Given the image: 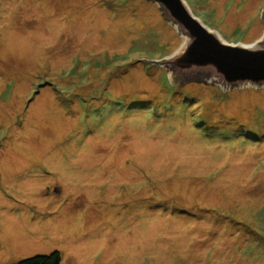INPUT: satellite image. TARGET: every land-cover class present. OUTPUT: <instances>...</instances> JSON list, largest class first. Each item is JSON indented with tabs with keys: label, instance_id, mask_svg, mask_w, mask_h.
Wrapping results in <instances>:
<instances>
[{
	"label": "rangeland",
	"instance_id": "374dc122",
	"mask_svg": "<svg viewBox=\"0 0 264 264\" xmlns=\"http://www.w3.org/2000/svg\"><path fill=\"white\" fill-rule=\"evenodd\" d=\"M185 1L262 35L264 0ZM181 42L147 0H0V264H264V86L171 85Z\"/></svg>",
	"mask_w": 264,
	"mask_h": 264
},
{
	"label": "water",
	"instance_id": "95a60500",
	"mask_svg": "<svg viewBox=\"0 0 264 264\" xmlns=\"http://www.w3.org/2000/svg\"><path fill=\"white\" fill-rule=\"evenodd\" d=\"M156 5L162 18L181 38L180 47L155 65L163 67L171 85L178 75L214 74L221 80L235 81L240 87L264 85V9L261 37L251 44L229 43L194 16L185 0H147ZM216 84L225 92L223 81ZM246 83V84H238Z\"/></svg>",
	"mask_w": 264,
	"mask_h": 264
},
{
	"label": "trees",
	"instance_id": "16d2710c",
	"mask_svg": "<svg viewBox=\"0 0 264 264\" xmlns=\"http://www.w3.org/2000/svg\"><path fill=\"white\" fill-rule=\"evenodd\" d=\"M60 257L58 252L54 251L47 255H35L23 259L13 264H59Z\"/></svg>",
	"mask_w": 264,
	"mask_h": 264
},
{
	"label": "bare ground",
	"instance_id": "6f19581e",
	"mask_svg": "<svg viewBox=\"0 0 264 264\" xmlns=\"http://www.w3.org/2000/svg\"><path fill=\"white\" fill-rule=\"evenodd\" d=\"M255 31H256V29H255L254 31H252V32H255ZM45 97H46V96H45ZM43 100H44V99H42V101H43ZM44 101H45V100H44ZM52 102H53V101H52ZM52 102H51V103H52ZM37 103H38V102H37ZM40 103L42 104L41 101H40ZM40 103H39V104H40ZM39 104H38V105H39ZM36 107H37V105H36ZM37 108H38V107H37ZM41 113H42V112H41ZM58 126H60V124H59ZM56 127H57V126H56ZM52 128H53V131H54V130H55L54 126H53ZM60 131H61V130H60V128H59V131H58V132H60ZM51 132H52V130H51ZM54 132H55V131H54ZM58 132H57V133H58ZM54 134H56V133H54ZM49 138H50V137H49ZM50 139H51V138H50ZM111 142H112V141H111ZM136 142H137V141H136ZM139 142H140V141H139ZM43 143L45 144V141H43ZM110 144H111V143H110ZM140 144H141V143H140ZM135 145H138V144H135ZM135 147H136V146H135ZM142 148H145V146L142 147ZM116 149H117V148H116ZM113 152H114V151H113ZM115 152H116V151H115ZM115 152H114V153H115ZM140 154H141V153H140ZM141 155H142V154H141ZM111 156H112V155H111ZM113 157H114V156H113ZM110 160H111V159H110ZM12 161H13V160H12ZM13 162H14V161H13ZM15 162H17V161H15ZM18 162H19V161H18ZM18 162H17V163H18ZM72 217H73V215H72ZM63 223H64V222H63ZM76 227H77L76 229H78V226H77V225H76ZM63 230L65 231V229H62V231H63ZM64 231H63V232H64ZM69 231H70V230H69ZM72 231H73V230H72Z\"/></svg>",
	"mask_w": 264,
	"mask_h": 264
},
{
	"label": "crops",
	"instance_id": "0c3cea01",
	"mask_svg": "<svg viewBox=\"0 0 264 264\" xmlns=\"http://www.w3.org/2000/svg\"><path fill=\"white\" fill-rule=\"evenodd\" d=\"M258 30V29H257ZM21 260H23V259H21ZM21 260H19V261H21Z\"/></svg>",
	"mask_w": 264,
	"mask_h": 264
}]
</instances>
